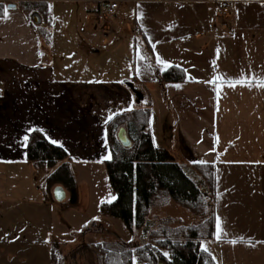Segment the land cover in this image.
Wrapping results in <instances>:
<instances>
[{"label": "crops", "instance_id": "1", "mask_svg": "<svg viewBox=\"0 0 264 264\" xmlns=\"http://www.w3.org/2000/svg\"><path fill=\"white\" fill-rule=\"evenodd\" d=\"M3 1L0 220L20 219L26 228L16 223L21 234L11 239L0 228V264L54 263L47 222L61 186L44 191L37 174L54 169L26 160L31 133L63 148L71 172L76 164L105 165L106 124L145 106L155 147L187 175L195 163L214 168V231L201 248L215 264H264V0H117L104 25L88 0H57L84 6L88 24L106 37L102 54L84 38L52 37L50 0L35 1L47 5L48 19L39 16L43 37L30 19L36 12L19 7L30 1ZM223 4L231 15H218ZM124 17L131 24L120 36ZM170 67L183 71L181 82L161 81ZM61 188L65 199L57 203L69 197Z\"/></svg>", "mask_w": 264, "mask_h": 264}, {"label": "trees", "instance_id": "2", "mask_svg": "<svg viewBox=\"0 0 264 264\" xmlns=\"http://www.w3.org/2000/svg\"><path fill=\"white\" fill-rule=\"evenodd\" d=\"M27 14L36 12L48 19L45 3H20ZM4 4L0 3V15ZM40 26V36H45ZM163 82H181L183 71L170 67L160 74ZM150 108H135L120 113L106 124V141L110 159L105 162L106 174L115 199L100 206L99 214L120 220L128 230L144 227L150 206L159 194L186 208L195 218L204 219L206 235L200 228H188L179 242L167 238L162 232L150 233L161 238L158 247H138L97 244L101 264H215L213 258L200 246L201 240L210 239L214 231L212 195L214 193V168L210 164L195 163L187 175L173 156L164 148L155 147L147 131ZM123 129L130 143L121 145L117 133ZM26 160L54 169L47 179V188L61 186L69 193V202L75 205L78 191L69 167L70 158L65 150L46 141L40 133H31L26 146ZM165 252V253H164Z\"/></svg>", "mask_w": 264, "mask_h": 264}, {"label": "rangeland", "instance_id": "3", "mask_svg": "<svg viewBox=\"0 0 264 264\" xmlns=\"http://www.w3.org/2000/svg\"><path fill=\"white\" fill-rule=\"evenodd\" d=\"M28 1L33 3L41 0ZM47 2L48 9L51 11L50 31L53 38H57V40L65 38L73 41L84 38L101 54L106 52L103 50L104 46L101 45V41L106 37L102 34V30H94L93 23L88 24L82 4L61 3L57 0ZM119 22L116 33L126 36L128 31L124 27L126 23H130L129 18L124 17ZM84 58L89 60L91 55L86 54ZM72 173L77 185L78 202L71 205L69 197L62 203L52 202L50 218L47 222L49 230L47 246L49 245L51 249L50 259L53 255V264H101L100 254L95 248L97 244L101 243L111 244L113 247L122 245L140 247L147 244L158 247L156 243L161 238H152L150 235L155 231H163L167 238L174 242H179L187 234L188 228L202 227L200 234L206 235V229H203L205 227L204 219L195 218L186 208L174 202L168 204V198L164 194H159L151 203L146 218L147 223L150 224L146 223L145 228L134 227L132 230H128L120 220L103 217L99 214L101 204L109 203L115 199L104 163L76 164L73 166ZM44 174H46L45 171L41 170L37 175L44 177V191H47L46 184L50 174H46L47 177ZM161 216L165 218L159 219L162 218ZM24 222L26 221H20V219L0 220V228L8 233V239H11L13 234L18 235V232L21 234V228H26ZM16 223H21V228L15 227ZM27 224L32 227V224ZM146 229L144 239L142 235ZM14 237L16 238V235ZM1 246L11 247L9 244Z\"/></svg>", "mask_w": 264, "mask_h": 264}, {"label": "built area", "instance_id": "4", "mask_svg": "<svg viewBox=\"0 0 264 264\" xmlns=\"http://www.w3.org/2000/svg\"><path fill=\"white\" fill-rule=\"evenodd\" d=\"M3 2V0H0V3ZM87 3L95 6L93 13L98 25H104L107 18L113 16L119 6V1L117 0H88ZM231 14L232 11L227 4L221 5L218 11L220 17H227Z\"/></svg>", "mask_w": 264, "mask_h": 264}, {"label": "water", "instance_id": "5", "mask_svg": "<svg viewBox=\"0 0 264 264\" xmlns=\"http://www.w3.org/2000/svg\"><path fill=\"white\" fill-rule=\"evenodd\" d=\"M9 9H14L15 6L11 5L8 7ZM31 22L35 25V26H40L41 25V19L39 17L38 14L34 13L31 15L30 17ZM117 138L119 140V142L121 143L122 146L124 147H129L130 143L125 135V131L123 129H121L118 133H117ZM53 198L57 201V202H61L65 199V192L61 187H57L54 191H53Z\"/></svg>", "mask_w": 264, "mask_h": 264}, {"label": "snow or ice", "instance_id": "6", "mask_svg": "<svg viewBox=\"0 0 264 264\" xmlns=\"http://www.w3.org/2000/svg\"><path fill=\"white\" fill-rule=\"evenodd\" d=\"M3 12H4V15L6 16V14H7L6 9L3 10ZM262 86H264V85H262ZM25 139H27V137H25Z\"/></svg>", "mask_w": 264, "mask_h": 264}]
</instances>
